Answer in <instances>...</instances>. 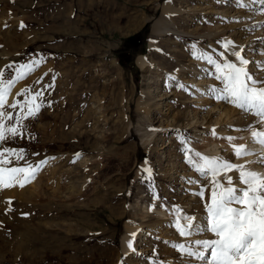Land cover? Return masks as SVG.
<instances>
[{"label": "rangeland", "instance_id": "1", "mask_svg": "<svg viewBox=\"0 0 264 264\" xmlns=\"http://www.w3.org/2000/svg\"><path fill=\"white\" fill-rule=\"evenodd\" d=\"M245 2L0 0L5 77L15 75L8 65L46 58L16 82L8 104L23 101L22 89L40 91L55 78L34 117L4 109L13 115L6 126L19 116L24 128L2 147L23 149L20 165L45 163L24 187L0 189V264H204L175 247L197 249L195 240L214 238L207 232L185 237L176 226L198 212L196 226H204L211 195L209 178L189 163L185 148L235 164L264 156V148L251 146L252 131H264V124L217 99L223 82L215 65L198 58L235 62L233 51L243 48L249 71L264 79V64L257 67L264 61V21L252 22L264 20V3ZM133 34H139L136 48L123 49L122 66L116 52ZM226 41L236 48H225ZM139 55L149 64L138 66ZM240 144L254 154L236 157L232 145ZM256 164L264 167H248ZM228 175L239 182L237 171ZM202 186L204 197L195 194ZM127 225L140 230L129 233L133 247L121 253Z\"/></svg>", "mask_w": 264, "mask_h": 264}, {"label": "snow or ice", "instance_id": "2", "mask_svg": "<svg viewBox=\"0 0 264 264\" xmlns=\"http://www.w3.org/2000/svg\"><path fill=\"white\" fill-rule=\"evenodd\" d=\"M236 3L237 6L247 7L245 0H236ZM261 3H264V0H261ZM25 26L21 22L20 27ZM223 46L236 48L233 41H226ZM243 52V48L233 51L235 62L221 63L213 59L212 55L206 57L201 55L198 58L207 59L209 64L215 65L216 79L223 82V88L216 98L253 114L259 118L260 123L264 124V79H257L255 74L249 71L248 65L252 61L247 59ZM45 59L43 57L33 59L19 66L8 65L7 68L14 69L15 72L11 78H6L4 70H0V189L24 187L35 178L40 166L45 163V161H39L36 164H29L25 161L23 165H20L19 162L25 160L24 150L2 147V144L8 140L22 137L24 128L19 116L16 117V125H5L6 119L11 121L13 118L11 112L4 111L5 107L19 108L24 113V119L34 117L43 106L44 90L54 87L55 78L53 83L44 85L40 91L32 92L30 88L22 89L20 93H17V96H24L22 102L16 100L8 104L6 100L15 83L35 71ZM262 64L264 62H258L257 67H261ZM42 80L43 77L37 83ZM179 86L184 87V85ZM213 135H215V129H213ZM252 138L254 142L264 145V131H252ZM225 139L232 141L236 137L229 136ZM232 147L234 155L238 158L254 154L243 144L232 145ZM185 154L195 170L201 176L209 178L211 195L210 202L205 205L206 224L197 227L195 218L183 216L177 219V229L185 237L191 236L194 232H207L214 238L195 240L194 243L199 246L197 249L185 247L184 244H178L175 247L203 261L204 264H264V173L248 167L249 163L264 165V156L258 161L235 164L222 157L204 156L187 147ZM193 155L202 162L197 163ZM145 171L150 172L151 169ZM231 171L238 172L242 187L235 186L233 177L228 175ZM221 175L225 177V182L219 178ZM195 194L204 197L205 188L202 186ZM8 202L11 203V201ZM180 219L186 223L181 225ZM131 246L130 241L129 247Z\"/></svg>", "mask_w": 264, "mask_h": 264}, {"label": "bare ground", "instance_id": "3", "mask_svg": "<svg viewBox=\"0 0 264 264\" xmlns=\"http://www.w3.org/2000/svg\"><path fill=\"white\" fill-rule=\"evenodd\" d=\"M253 6H255V4L253 5ZM235 8V7H234ZM236 9V8H235ZM260 18V19H259ZM257 21H264L263 19H261V17H257V18H254V21H252V22H257ZM155 24H154V28L156 27V25L158 24V20H156L155 22H154ZM261 27V26H260ZM153 32H155L154 30H153ZM178 40V39H177ZM174 45H176V44H174ZM174 47V46H173ZM177 49H179V48H177ZM176 50V49H175ZM263 58H264V56H263ZM264 62V61H263ZM136 63H137V65L138 66H140V67H145L146 65H148L149 64V60H148V57L146 56V55H139L137 58H136ZM184 66V65H183ZM182 66V67H183ZM185 68H186V66H185ZM184 68V69H185ZM186 69H188V68H186ZM183 72H185V71H183ZM199 84V83H198ZM17 88H18V85H16V83H15V85L12 87V89H11V91H12V94H15V91L17 90ZM254 144V145H253ZM253 144H251V146H257V148L258 147H262V148H264V145H261V144H259V143H253ZM215 145H218V143H216ZM257 168H255L254 170L255 171H259V170H261V168L262 169H264V167H262V166H258V164H256L255 165ZM53 181V180H52ZM56 182V181H55ZM234 183H235V186L236 185H238L240 182H235L234 181ZM54 185V184H53ZM56 185V184H55ZM36 186V185H35ZM241 185H238V187H240ZM237 187V186H236ZM36 188H37V186H36ZM36 188H32V190H29V188H27V190L28 191H30V194H33L34 193V189L36 190ZM53 188H55V187H53ZM51 189V188H50ZM59 189V188H58ZM70 190L72 189L73 190V186H70V188H69ZM26 190V189H25ZM25 190H24V193H25ZM74 191V190H73ZM55 191H53L52 193H54ZM57 192V191H56ZM23 193V189L21 190V192H20V194H22ZM70 193H71V191H70ZM35 194V193H34ZM53 195V194H52ZM186 205V204H185ZM187 208L189 207V205H187L186 206ZM144 210L145 211H148V210H154V211H156L157 213H159L161 216H165L166 215V212L164 211V210H155V208H153V207H148V206H145L144 205ZM198 211H200V210H198ZM198 214H200L199 212L196 214V215H194V216H192L193 218H195V223H196V225H198L199 223H200V218H199V215ZM185 223L183 222V225H184ZM137 226H132V225H127L126 226V234L124 235V238L122 239V241H121V245H120V250H121V253H124V252H127L129 249H132V247H133V245L131 246V247H129V237H128V235H129V233L130 234H133V233H135L137 230H140L139 228H136ZM138 232V231H137ZM148 232V231H147ZM143 235H145V233L144 232H142V235L141 236H143ZM132 244V243H131Z\"/></svg>", "mask_w": 264, "mask_h": 264}, {"label": "trees", "instance_id": "4", "mask_svg": "<svg viewBox=\"0 0 264 264\" xmlns=\"http://www.w3.org/2000/svg\"><path fill=\"white\" fill-rule=\"evenodd\" d=\"M138 35L139 34H133V35H130V36H128V37L123 39L122 46L116 52V56H117V58H119L118 60H119L120 65H122V66H126L127 65L128 59H122L121 58L123 56L122 55V51H123V49L126 51V49L136 48V44H133V41L136 40V37ZM124 53H125L124 56L128 55V54H126V52H124Z\"/></svg>", "mask_w": 264, "mask_h": 264}]
</instances>
